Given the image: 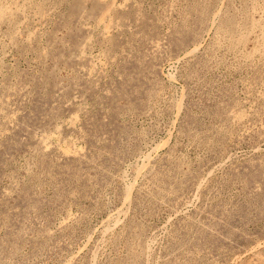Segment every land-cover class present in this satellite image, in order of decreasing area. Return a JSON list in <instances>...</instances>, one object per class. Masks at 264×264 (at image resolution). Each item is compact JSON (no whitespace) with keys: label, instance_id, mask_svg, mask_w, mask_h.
Here are the masks:
<instances>
[{"label":"rangeland","instance_id":"1","mask_svg":"<svg viewBox=\"0 0 264 264\" xmlns=\"http://www.w3.org/2000/svg\"><path fill=\"white\" fill-rule=\"evenodd\" d=\"M0 264H264V0H0Z\"/></svg>","mask_w":264,"mask_h":264},{"label":"bare ground","instance_id":"2","mask_svg":"<svg viewBox=\"0 0 264 264\" xmlns=\"http://www.w3.org/2000/svg\"><path fill=\"white\" fill-rule=\"evenodd\" d=\"M257 24V23H256Z\"/></svg>","mask_w":264,"mask_h":264}]
</instances>
